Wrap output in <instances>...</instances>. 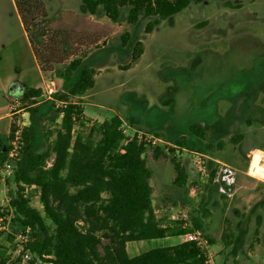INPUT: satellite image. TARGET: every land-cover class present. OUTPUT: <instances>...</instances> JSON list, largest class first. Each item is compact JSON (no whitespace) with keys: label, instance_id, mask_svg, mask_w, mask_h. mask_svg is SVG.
I'll return each mask as SVG.
<instances>
[{"label":"rangeland","instance_id":"1","mask_svg":"<svg viewBox=\"0 0 264 264\" xmlns=\"http://www.w3.org/2000/svg\"><path fill=\"white\" fill-rule=\"evenodd\" d=\"M128 9L121 6L113 20L102 6L90 13L83 0H0V139L9 134L12 122L22 127L31 121L29 111L21 108L22 90L40 86L43 99L50 98V87L51 95L63 91L57 70L79 57L96 74L94 86L73 98L84 107L75 133L86 135L93 122L117 114L127 137L140 132L161 138L148 142L144 155L153 171V203L161 222L181 220L187 231L194 227L195 215L214 241L209 247L214 264H264V180L241 172L247 169L250 150L264 149V0L192 1L150 32V17L132 23ZM137 40L144 49L132 61ZM48 114L55 119L44 120L36 132L41 148L54 138L49 130L62 121V114L52 109ZM194 123L206 127L204 138L190 130ZM238 134L242 137L234 140ZM182 135L191 147L176 143ZM156 146L165 154L155 157ZM195 152L206 155L208 177L195 164ZM215 159L240 169L233 196L221 195L208 183ZM258 159L256 154L254 165ZM177 162L186 171L184 185L175 182ZM4 163L1 207L14 187L7 183L12 173L4 172ZM31 203L42 208L36 193ZM5 223L9 231H17L9 216ZM240 225L246 226V235L239 244L234 239ZM14 239L1 236L12 264H27ZM184 239L183 233L110 243L122 261Z\"/></svg>","mask_w":264,"mask_h":264},{"label":"trees","instance_id":"2","mask_svg":"<svg viewBox=\"0 0 264 264\" xmlns=\"http://www.w3.org/2000/svg\"><path fill=\"white\" fill-rule=\"evenodd\" d=\"M83 1L90 13H96L102 6L113 20H118L120 7L128 5L130 22L136 23L141 16L150 17L146 25L150 32L162 19L181 11L192 1L203 0ZM143 49V42L137 40L132 61L141 56ZM57 74L63 79L64 89L50 98H42L40 86L22 90L21 108L29 111L31 121L22 127L12 122L9 134L0 139V163L8 160L10 140L18 129L23 139L20 154L11 160L12 176L7 179L14 187H10L7 205L0 206V216L5 220L9 216L17 231H0V264H12L10 247L1 241V236L6 234L11 242L26 227L31 229L30 240L24 244L21 254L31 253L27 264H205L206 252L195 241L184 240L119 259L111 241L180 236L186 228L181 220L165 224L157 217L151 183L153 171L144 161L149 143L137 134L125 141L121 116L115 114L93 122L86 135L75 133L74 126L84 119V107L73 98L94 86L96 69L78 57L58 69ZM34 98L38 99L31 101ZM55 100L67 101V104L58 107ZM50 109L62 114V121L59 128L49 130L48 134L54 138L41 148L36 132L44 120L55 119L48 114ZM190 130L204 138L206 127L194 123ZM241 137L238 134L233 139ZM176 143L190 146L185 135ZM153 154L157 157L165 151L156 146ZM175 168V182L184 185L185 168L180 162ZM213 178L212 168L208 183L215 185ZM27 186H32L30 193L26 192ZM34 193L39 195L41 209L31 203ZM192 219L194 227L203 228L195 215ZM238 232L234 241L240 244L244 241L246 226L240 225Z\"/></svg>","mask_w":264,"mask_h":264},{"label":"built area","instance_id":"3","mask_svg":"<svg viewBox=\"0 0 264 264\" xmlns=\"http://www.w3.org/2000/svg\"><path fill=\"white\" fill-rule=\"evenodd\" d=\"M49 97H51V94L54 92V89L50 87L48 89ZM55 103L59 107H65L67 104V101L64 100H55ZM124 130V129H123ZM126 135V131H123ZM138 137H143V135L138 132L136 133ZM150 137H144L147 138L148 142H156L157 140H162L161 138H156L151 134H148ZM134 136V135H133ZM132 136V137H133ZM132 137H127L125 141L129 140ZM23 144V139L21 135V130L18 129L15 132V136L10 141V148L8 151V160L5 161L4 165V172L11 174L13 171V166L11 164L12 158L18 156L20 154V148ZM183 148V147H182ZM184 149V148H183ZM258 154V164L254 165V157ZM205 154L202 152H195V164L197 165L198 169L208 177L207 172V163L205 161ZM250 160L247 165V169L245 171H241L246 173L247 175L253 176L257 179L264 180V149L261 148H252L249 152ZM215 165L213 166L214 169V178L213 182L217 186L220 193L226 194L228 197L233 196L235 193V187L237 184V178L240 173V169H238L235 166H232L231 164L223 161V160H216L215 159ZM32 189V186L26 187V192L30 193ZM187 214L186 216H189L190 213H184ZM177 218V217H176ZM0 231L2 233H7L9 231L8 224L5 223L4 217L0 216ZM30 232L31 229L29 227H26L22 232L18 233L15 236L16 242H17V251L19 253L22 252L24 249V244L30 240ZM185 239L184 241H195L201 249L206 252L207 257L205 260V264H214L213 259V252L210 250V242L209 239L206 237L204 231L201 228L196 227H189V229L184 233ZM23 257L26 260H30L32 258V255L29 251H25L23 254Z\"/></svg>","mask_w":264,"mask_h":264},{"label":"crops","instance_id":"4","mask_svg":"<svg viewBox=\"0 0 264 264\" xmlns=\"http://www.w3.org/2000/svg\"><path fill=\"white\" fill-rule=\"evenodd\" d=\"M40 76H41V81L44 82L45 81V75L42 69H40ZM83 96V95H81ZM181 236V235H180ZM181 242V241H180Z\"/></svg>","mask_w":264,"mask_h":264}]
</instances>
